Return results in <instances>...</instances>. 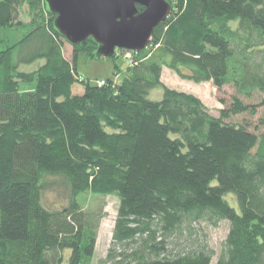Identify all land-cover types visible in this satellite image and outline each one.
<instances>
[{"label":"trees","instance_id":"trees-1","mask_svg":"<svg viewBox=\"0 0 264 264\" xmlns=\"http://www.w3.org/2000/svg\"><path fill=\"white\" fill-rule=\"evenodd\" d=\"M27 1L28 24L19 18L26 0H0V29L29 27L0 45V264H93L103 217L79 202L85 192L119 198L100 264H212L206 245L173 238L222 220L230 228L216 264H264V134L231 119L249 106L236 96L215 116L162 80L166 66L218 89L264 91V0H168L149 46L128 50L129 77L104 84L77 67L80 55L97 57L96 40L72 45L69 59L46 0ZM159 86L163 98L151 100ZM47 174L70 186L59 209L43 205Z\"/></svg>","mask_w":264,"mask_h":264},{"label":"rangeland","instance_id":"rangeland-1","mask_svg":"<svg viewBox=\"0 0 264 264\" xmlns=\"http://www.w3.org/2000/svg\"><path fill=\"white\" fill-rule=\"evenodd\" d=\"M24 5L20 7L21 12L19 18L29 23L34 17L30 13V4L28 1L23 2ZM41 10L39 14H41ZM32 11V10H31ZM29 27L10 26L7 29H0V45L4 47L19 39ZM73 46L69 41L64 42V54L69 59H72ZM126 51L120 48L116 50L115 57H96L80 55L77 62L79 74L83 78L90 80L92 84H97L99 80L112 78L115 82H122L126 77H129L131 59L127 57ZM44 59H39L31 64H21L20 70L31 71L42 64ZM162 80L165 85L171 88H177L181 91H187L198 95L203 103L207 105L210 113L215 116H220V109L228 107L234 97L239 96L244 103L249 107L246 111L233 116L231 119L236 123L247 125L249 129L258 133L264 134V106L261 100L264 99V91H254L251 95H243L237 92L233 83H229L222 89H218L211 81L193 82L185 78H181L173 69L164 66L162 70ZM75 93H81L84 88L81 84L76 83L73 87ZM163 86L152 88L148 94L152 100H161L163 98ZM45 189L42 192V202L45 207L51 209H59L69 203L71 199V189L68 186L66 179L61 175L47 174L43 178ZM231 205L237 203L234 193L226 195ZM79 202L88 211H99L102 214V220L98 229L97 243L95 247V254L93 264H100V260L108 254L109 247L112 243V236L114 232V225L117 219L119 210V198L116 195H95L90 192L81 193L78 196ZM236 207V208H237ZM230 223L227 220H222L218 225H213L205 222L195 225V230L190 234L186 231L182 237H174V242L179 243L180 247L190 246H204L214 251L212 264H216L219 254L222 252L224 242L228 236ZM69 251V250H68Z\"/></svg>","mask_w":264,"mask_h":264},{"label":"water","instance_id":"water-1","mask_svg":"<svg viewBox=\"0 0 264 264\" xmlns=\"http://www.w3.org/2000/svg\"><path fill=\"white\" fill-rule=\"evenodd\" d=\"M54 25L74 46L92 37L97 57L117 48L139 52L149 46L154 29L172 11L168 0H46ZM138 4L144 7L139 10Z\"/></svg>","mask_w":264,"mask_h":264},{"label":"built area","instance_id":"built-area-1","mask_svg":"<svg viewBox=\"0 0 264 264\" xmlns=\"http://www.w3.org/2000/svg\"><path fill=\"white\" fill-rule=\"evenodd\" d=\"M126 55H127V57H129L130 59L133 58V54H132L130 51H128V52L126 53ZM98 83H100V84H104V83H105V80H99Z\"/></svg>","mask_w":264,"mask_h":264}]
</instances>
